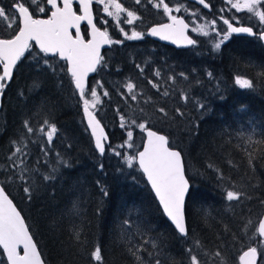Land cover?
Segmentation results:
<instances>
[{
  "label": "trees",
  "instance_id": "16d2710c",
  "mask_svg": "<svg viewBox=\"0 0 264 264\" xmlns=\"http://www.w3.org/2000/svg\"><path fill=\"white\" fill-rule=\"evenodd\" d=\"M207 1L213 2L212 0ZM184 2L193 4L196 9V18L208 24L211 29L214 30L217 25H223L218 12L224 8V4L214 2L213 10L208 12L196 3ZM226 28L227 26H225ZM257 32L259 31L257 30ZM216 37L221 38L213 32L209 39H216ZM233 38L235 40L248 38L245 39L247 41L233 46L251 44L264 56V43L260 36L234 35ZM151 40L150 38L146 39L147 42L143 43L141 47L143 51L136 56L135 60H130V55L127 54L113 53L116 56H122L116 61L125 60L118 63L119 67L109 63V69H111L109 73H107L108 69L102 72L101 67L99 73L90 79L86 98L90 99V88L103 83L100 88L104 98L103 106L118 109L114 116L109 115L108 117L95 111L99 119L106 125L111 137L105 156H101L94 146L93 138L83 117L81 97L73 86L67 69L63 67L64 62L55 64L59 79H43L41 65L46 63L41 61V54L33 49L25 58L26 62L22 63V73L19 76L20 89L9 96L6 95L4 110L0 113V181L8 193L14 200L21 194L28 195L31 191V182L39 177L41 182L36 183L32 190H47L52 194L53 199L63 193L70 194L75 202V213L83 214L88 223H92L89 219H95L97 215L102 216L99 228L100 243L95 244L96 239L93 238L95 230L91 229L85 234L82 233L83 235L77 241L75 239L77 236L72 229L74 222L68 220L63 223V218L52 216L53 209L62 206L59 202L53 207L49 200L39 201L35 205V218L25 211L24 215L28 218L27 223L47 264H163L159 256L160 253L163 254V257L167 254L172 257L171 261L164 260L165 264H240V256L244 250L249 247L258 248L261 246L259 244L263 240L259 237L257 229L264 214V132H262L260 140L256 138L249 143L242 140L246 144L236 141L224 132L221 133L222 130L228 129L236 122L237 116L234 117L233 109L223 106L222 112L229 110L230 118H227L222 112L220 118L215 117L217 112L210 114L205 100L192 105L190 95L193 92L175 94L174 88L180 90L178 84L183 80L192 83H194L193 80H197L198 87L195 90V96L197 91L202 89V83L209 90L220 94L223 87V84L220 83H233L229 71L203 68L199 72L185 68V64L176 66L175 61H172V66L165 65L167 71H164L161 68L163 63L157 51L154 50L155 54H151L150 51L153 50L152 48L163 49L162 52L168 56H170V52ZM138 42L142 43L141 40ZM132 46L139 48L140 44L132 43ZM199 47L202 49L201 51L192 53L193 49L189 48L180 51L179 56L183 60L191 61V59H197V55H217L211 51V45ZM228 50L223 55L227 54ZM173 54L177 56L178 51ZM112 63L115 62L112 61ZM126 64L132 65V68L127 72L122 69V67H126ZM141 66H145V69L143 70ZM156 67L157 74L166 75L168 72L167 87L173 93L172 95L169 92L165 93V88L161 87L158 80L163 81V77L155 74ZM116 69L119 71L116 72ZM204 71L210 79L205 76ZM237 71L240 74L237 76L250 80L252 87V91L242 89L239 93L260 96L257 94L262 89L256 73L247 76L243 69ZM174 73L177 76V82L172 79L174 81L172 84L171 77L175 75ZM33 84L36 85V88L32 90ZM129 85H133L134 89L129 90ZM156 86L160 88L158 89ZM58 89L64 90L66 96L63 99H58L66 106L61 112L40 111L33 106L34 99L41 93L45 92L47 95H51ZM13 99L16 100L15 105L12 103ZM45 99L50 102L54 101L53 104L57 101L46 95ZM24 100L26 108L27 106L30 108L28 113L22 111L21 105ZM142 100L146 102L142 103ZM249 111L250 108L244 106L241 108L240 114ZM134 113L146 115L143 123L147 127L167 134L170 145L180 149L185 155L192 184L187 201L189 227L187 238L180 237L166 218L138 164L135 163L134 166L126 169L125 161L122 158L107 159L111 148L122 143L126 136L115 119L132 122L131 115ZM192 113L196 115L195 119H192ZM210 117L220 119L219 127L213 126ZM184 123L187 127L196 129L193 134L191 154H188L186 147L175 133L174 124L183 125ZM134 126L140 127L138 124H134ZM52 127L56 132L55 137H52L51 134ZM199 142L201 144L197 146ZM203 152H207L209 155H205ZM246 155H250L251 158L247 159ZM208 156L214 157V163ZM193 160H196L197 169L200 171L198 177H195L191 170V161ZM68 176H70L72 184L78 185L79 188L67 189ZM224 182H230L232 185L223 190L225 205L223 215H218L219 211L213 215L211 212L207 214L208 210H206V215H203L193 210L194 203L204 204L215 201L213 193L210 194V201L199 197L202 186L209 185L210 189H214L213 185L223 186ZM87 190H92V193L103 198V200L98 199L95 202L94 209L90 212L85 207V196L81 195V192ZM113 190L134 191V195L145 194L147 196L148 208L144 202L139 203L143 211L145 227L143 235L139 231V241L135 238L122 242L116 225L122 220L126 227L129 222L123 219L125 217V213L122 211L124 205L113 202V197L109 194ZM210 191L212 190L204 189V195ZM204 195L203 197H206ZM248 200L252 201L253 207L250 208L245 204ZM71 202L72 200L69 205ZM61 210L63 209L58 211ZM214 217H218L220 220L213 222ZM95 221L96 219L94 223L97 225ZM52 223L57 224L60 232L52 230ZM112 228L116 231H113ZM144 230L153 234L155 242L150 241L152 236L142 242ZM109 233L112 234L115 243L111 242ZM86 237L90 240H87ZM130 241L137 245L135 254L131 251ZM86 246L88 250H86ZM232 249L234 252H231ZM207 250H212V252ZM260 256L259 264H264V251L260 253ZM181 257L185 259L181 261ZM0 264H8L1 247Z\"/></svg>",
  "mask_w": 264,
  "mask_h": 264
},
{
  "label": "rangeland",
  "instance_id": "374dc122",
  "mask_svg": "<svg viewBox=\"0 0 264 264\" xmlns=\"http://www.w3.org/2000/svg\"><path fill=\"white\" fill-rule=\"evenodd\" d=\"M225 1V6L222 10L218 12L219 14H229L232 12L235 13H241L244 9L249 8L254 12V14L257 16V19L260 20L259 14L260 12L264 13V0H261L263 4H260L261 6L258 7L257 4L260 2V0H232V3L237 6V9H233L230 5L226 3V1L230 0H222ZM135 7L133 9H127L126 11L122 10H115L112 15H109L108 18L111 20H114L120 24L121 29L129 28L133 29L136 27L138 23H140L139 20H141L142 28H143V36L140 37L137 41L141 40L142 43H146V31L149 28V25L164 22L166 20H171L174 17H180L183 16L187 18V21L191 25V33L193 34L194 38L198 40L199 44L201 46H208L211 45V51L214 53H218L215 50L219 48V44L214 40L215 39H209V36L213 34V29L210 28V26L204 22L199 21L196 18V9L193 6V4H190L188 2H182L181 0H134ZM140 5L143 7V10L147 12L148 20H144V16L138 15V10H136V7ZM214 7V4H213ZM131 14L132 16L128 15ZM224 15H222L223 17ZM233 22V21H232ZM234 24L235 23H230ZM227 35L225 36L226 40H230V29L229 27L226 28ZM232 31V30H231ZM233 32V31H232ZM234 33V32H233ZM120 34L123 35V32L121 31ZM138 38L136 36L134 39ZM134 39H131L133 41ZM216 39H219L216 37ZM215 49V50H214ZM156 51V49H155ZM151 54H155L154 50L150 51ZM235 54V55H234ZM239 55V56H237ZM241 56V57H240ZM231 57V60H230ZM175 61L177 64H187L189 63V67L192 69H196L199 72L201 69L205 67L211 66L213 69L217 65L218 60L217 59H206L202 61L203 63L194 62V61H187L183 60L181 56H175ZM200 59L199 57H197ZM254 59V60H252ZM201 60V59H200ZM225 61H230L229 63L226 62L223 64L222 67H229L225 69L224 71H229L230 79L234 83L226 84V85H232L234 84L235 88L241 90L243 87L251 88V83L247 82V79H243L242 76L238 77L237 75H240L237 71V69H243L245 72V75L249 76V74H255L258 78L259 84L261 85L260 88L262 89L257 95L260 96H252V95H242L240 94L239 90L236 92L225 90L217 94V92H213L208 89V87H205V84L202 83L201 87L202 89L197 91V94L195 96V90L197 89V80H193L194 83L190 81L183 80L178 84L177 88H174L175 94H182V92H186L187 94H190V103L192 105H196L198 102H202V100H205L207 102L208 109L211 112H217L215 113V117H220V113L222 112L223 106H226L227 109L231 108L233 109L234 117L237 116V120L234 124L230 125V127L226 130H222L221 133H226L229 137L235 139L238 142H241L243 144H246L242 140L251 142L252 140H255L258 138L261 139L262 132H264V56L257 50V48L251 44L247 45H236L231 47L227 51V54H225L224 57ZM110 64L107 62L106 58L104 59L102 63V72L111 71L109 69ZM164 71H167V69L161 67ZM125 72L130 70V67H122ZM116 72L119 71V69L115 70ZM155 71V69H154ZM173 71V70H172ZM160 73V72H159ZM158 76L163 77V81H160L161 87H164L166 92H169L170 95L173 93L169 90L167 87V78H168V72L166 75L157 74ZM175 74V73H174ZM173 74V75H174ZM259 74V77H258ZM112 76H115L117 74H110ZM174 79L177 82V76L176 74L171 77V81ZM101 80H104L101 78ZM174 81H172L173 84ZM225 84V83H220ZM103 86V83L96 84L92 88H90V99H86L91 108L95 111H99L104 115L105 117H108L109 115L114 116L117 108L106 106L104 107V98L101 93V87ZM158 89L159 86H156ZM36 85H32L31 89H35ZM189 88V89H186ZM129 90H133L134 86L129 85ZM49 91V90H48ZM88 92V89L86 90V94ZM45 95L49 96L53 100H57L54 104V101H47L45 99ZM229 95V96H228ZM88 96V95H86ZM176 96V95H175ZM228 96V97H227ZM65 91L58 89L55 93H52L51 95H47L45 92L41 93L39 97L34 99L33 106L37 107L40 111H50L51 113H54V111L61 112L64 108H66L65 105L61 103V101H58V99L65 98ZM199 97V98H198ZM262 99V100H261ZM145 100H142V103H145ZM242 102V103H241ZM22 111L24 113H28L29 107L26 108V102L25 100L22 102ZM244 106H247L250 108V111L247 113H241V108ZM191 108V107H189ZM193 110V108H191ZM216 109V110H215ZM227 118L231 117V112L227 110L226 112H222ZM146 115H143L141 113H134L131 115L132 122L129 120H116L115 122L118 124V126L125 132L126 136L122 143L117 144L115 147H112L109 154L107 155V159L111 158H122L124 162V167L126 169L130 168L131 166H134V164H137V154L141 150V147L143 146V143L145 141V133L144 129L147 127L146 124L143 123V119L146 118ZM196 115L192 113V119H195ZM211 121L213 123L214 127H219L220 125V119L210 117ZM134 124H138L140 127L137 128L134 126ZM175 125V133L181 140L182 144L186 147V151L188 154H191V144L194 141L193 134L196 132V129L193 127H187V125L184 123L183 125ZM260 132V133H259ZM46 133L49 134L48 131ZM52 137L56 136V132L54 129H51ZM201 142L197 144V146H200ZM188 147V148H187ZM245 151V149H244ZM205 155H209L207 152H203ZM212 156V155H211ZM247 159H250V155H246ZM208 158L213 162L214 157L208 156ZM214 163V162H213ZM191 170L195 177H198L200 175V171L197 169L196 160L191 161ZM68 183H66L67 189H77L79 188L78 185L72 184V180L70 176L67 177ZM41 182V178H37L35 181L31 182L30 188L31 191L28 195H19L15 197V201L18 204V206L21 208L23 214L26 211L31 217L35 218L36 211H35V205L41 201V200H49L51 203V206H55L57 202H59L62 206L60 208H54L52 216L57 218H63L65 223L68 220H72L74 222V225L72 227L73 232H75V239L78 241L80 237L87 233L89 230L93 229L95 230V234L93 236L95 240V244L100 243V224L102 222V216L97 215L96 223H94L95 219H89L92 223H88L85 221L83 214L81 213H75V202L70 197V194H61L58 198L53 199L52 194H50L47 190H37L33 189L32 187L38 183ZM232 185L230 182H224L223 186H219L218 184L213 185L214 189H210L209 185L202 186L201 194L199 197L204 198L203 200H211L210 194L213 193L214 200L213 202H205L204 204L194 203L193 210H196L199 212V214L206 215V210H208L209 214L210 212L214 215L215 212L219 211L218 215H223L225 205L223 203V190ZM204 189L210 191V193H207L204 195ZM92 190H87L86 192H81V195L85 196L84 203L85 207L90 212L92 209H94V204L98 199H102V196L97 195L96 193H92ZM110 195L113 197V202L121 203L123 204L122 211L125 213V219L129 222L128 226H124L122 220L118 222L116 225V230L120 233L122 237V242L128 240V239H137L139 241V231H141V234L143 235V229L144 223H143V211L140 206V202H144L146 204V207L148 208L149 202L147 196L144 195H134V191L130 192H123L119 190H113V192H109ZM45 195V198H44ZM206 196V197H203ZM233 197H235L234 194H232ZM199 198V199H200ZM72 200L71 204L69 205L70 201ZM202 200V199H201ZM208 204V207L206 205ZM245 204H247L250 208L253 207L252 201L248 200ZM106 206V205H105ZM140 206V209L138 207ZM246 207V205H244ZM65 208V209H64ZM25 209V210H24ZM59 209H63L61 211H58ZM26 214V213H25ZM245 214V213H244ZM242 214V215H244ZM26 217V215H25ZM27 221L28 218L26 217ZM220 219L218 217H214L212 219L213 222H218ZM141 228V229H140ZM52 230L54 232H60L59 228L57 227V224L52 223ZM113 231H116L114 228H112ZM111 231V230H110ZM111 231L112 233H114ZM83 233V234H82ZM111 242H113L112 234L109 233ZM152 236V237H150ZM150 237V241L153 240L155 242L154 236L151 232L148 230H144V238H142V242H145L147 238ZM92 238V239H93ZM87 240H90V238L86 237ZM250 241L252 239L250 238ZM140 242L141 244H143ZM115 243V242H113ZM121 243V242H116ZM132 244L131 251L133 254L137 252V245H135L133 242L130 241ZM252 243V242H251ZM147 245V244H146ZM258 247L260 253L264 251V241H262ZM98 247V246H97ZM86 250L87 246H86ZM42 251V250H41ZM209 252H212V250H207ZM231 252H234V249L231 250ZM43 253V252H42ZM140 253V252H138ZM137 253V254H138ZM160 258L162 259V263H164V260L171 261L172 257L167 254L163 257V254H159ZM182 258V257H181ZM185 258H182L181 261H183ZM176 263V262H173ZM179 263V262H177ZM167 264V263H166Z\"/></svg>",
  "mask_w": 264,
  "mask_h": 264
},
{
  "label": "water",
  "instance_id": "95a60500",
  "mask_svg": "<svg viewBox=\"0 0 264 264\" xmlns=\"http://www.w3.org/2000/svg\"><path fill=\"white\" fill-rule=\"evenodd\" d=\"M206 10L212 6L207 0H188ZM83 16L80 23L87 22L92 28V39L86 41L77 26L78 37L71 32L72 22L77 20L74 14L66 24V12H58L53 18L34 21L26 10L22 13V29L17 37L0 42V55L6 61L5 77L9 82L12 72L28 51L32 43L50 55L59 54L67 60L69 72L74 76L75 88L83 100V114L97 152L104 156L111 142L106 125L85 101V89L90 78L95 76L101 63L103 50L111 47L108 35L94 22L90 0H80ZM28 12V14L26 13ZM237 35L255 36V30L248 26L230 25ZM191 25L184 17L173 18L171 22L153 26L148 36L178 49L190 48L194 39L189 31ZM264 41V34H262ZM0 60V64H1ZM4 93L0 79V111L3 107ZM145 141L137 154V164L153 190L165 216L174 225L182 237L189 235L186 206L192 188L186 171L183 152L170 145L167 134L154 128L144 129ZM259 237L264 241V214L258 225ZM0 247L5 253L8 264H47L43 253L17 203L0 181ZM241 264H259L260 252L252 247L243 252Z\"/></svg>",
  "mask_w": 264,
  "mask_h": 264
},
{
  "label": "flooded vegetation",
  "instance_id": "af4514ba",
  "mask_svg": "<svg viewBox=\"0 0 264 264\" xmlns=\"http://www.w3.org/2000/svg\"><path fill=\"white\" fill-rule=\"evenodd\" d=\"M212 1H213L212 3L216 2L217 4L222 3L225 5V1H222V0H212ZM90 2L92 5L94 22L99 27V29L103 30L108 35V37H110L111 42H112L111 47L105 48L103 50V55H102L100 66L98 68V72L100 71V68L102 67V63H103L105 58H106L108 63H110L111 65L114 64L116 67H119L118 63H121V61L125 60V59H121L119 61H116L117 58H120L122 56H120V55L116 56L113 53H118V54H122V55L127 54V55H130V60H135L136 56L143 51L141 49L143 43H141V42H135V43L140 44L139 48H135L132 46L133 41H137L138 39H140L141 36H143V28H142V24H141L142 21L139 20L140 23L135 25L136 27H134L133 29H129L128 27L125 29H121V28H119L120 24L118 22L108 18V16L112 15L115 10H119L122 12V10L126 11L127 9H133L135 7L134 0H90ZM226 3L228 5H230L233 9H237V6L232 3V0L226 1ZM260 4H263L261 0L257 4V6L260 7L261 6ZM26 10L30 13V15L32 16L34 21H38V20H42V19L49 20V19L53 18V15L55 13L65 11L66 12V19H65L66 24L69 22V19L74 14L78 18H77V20L72 22V25H71L72 35L75 38L78 37L77 31L75 28L77 26L78 28H80L82 36L86 41H90L93 37L92 36V28H91L90 24L87 22H83L82 24L80 23L79 17L83 16V5L80 2V0H0V42L1 41H10L18 35L19 31L22 28V13H25ZM136 10H138V15L142 14L144 16V20H146V21L148 20L147 12L143 10V7L138 5L136 7ZM28 12H26V13L28 14ZM128 15L132 16L131 14H128ZM222 15H224V16L222 17ZM259 15H260L259 16L260 20L257 19V16L249 8L244 9L241 13L232 12L229 14H220L219 17L221 18V21L224 23V26L220 27L219 25H217L215 27L216 34L221 37L219 39L214 40V42L216 41L219 44V48L217 50L214 49L216 52H218L217 55L216 56H214L212 54L211 55L202 54L201 56L197 55V57H199L201 60L198 58L197 59H191L190 56H188V55H186V57H189L192 61L199 62V63H203L202 61H204L206 59H209V58L213 59L214 58V59L218 60L217 65L214 67V69L225 70V69L229 68V67H222L224 63L230 62V61L224 60L225 55H223V54L225 53V51L227 49H231V46L238 44V43H243V42L247 41L245 39H248V38H242V40H235L233 38L234 33L230 30L231 38H230V40H226L225 36L227 35V31L225 29V26L229 27V24L233 23V22L240 24V25L249 26V27L254 28V30L256 32L255 37L256 36L261 37V35L264 33V13L260 12ZM172 20H173V18L171 19V21ZM168 21H170V20H166L164 22H159V23L149 25V28L146 31V36L148 34V31L153 26L158 25V24H163V23L168 22ZM229 29H230V27H229ZM256 29L259 32H257ZM121 31L123 32V35L120 34ZM191 35L193 36L192 33H191ZM136 36H138V38L134 39ZM147 38H148V36H147ZM131 39H134V40L131 41ZM151 41L156 42L159 45H162L165 49L169 50V52H170V56H168L162 52L163 49H156L157 53L159 54V56L162 60V63H163L162 67L165 69H167L165 67V65L172 66V61H175V58H174L175 56L173 53L178 51L177 56H179L180 51L185 50V49H178L176 47L166 45L163 43L160 44V42L155 40V39H152ZM113 45H116L115 48H112ZM31 49H36L41 54V58H42L41 61L46 63L43 66L41 65V67H42L41 77L43 79H47V78L59 79L60 77L58 76V74L55 70V64L58 62H64L63 67L65 69H67L69 76L72 78L73 86H75V79H74V76L71 75L69 72V65H68V62L66 59L61 58L59 54L53 55V56L48 55L47 53H45V52L41 51L40 49H38L37 47H35L34 43L31 44L27 53ZM152 49L155 50L154 48H152ZM192 49H193L192 53H195L196 51L202 50L198 46L197 43H195V46L192 47ZM110 51H113V53L110 54L109 53ZM0 60L2 62L0 64V79H2V92L4 93V99L6 100V95L9 96L10 94H12L17 89H20L19 76L22 73V63L26 62V61H25V59L18 61V63L16 64V66L12 72V77H11L10 81L8 82L7 78L5 77V69L3 66L6 61L2 58L1 55H0ZM112 61H114L115 63H112ZM175 65L178 66L176 61H175ZM125 66L132 68L131 64L130 65L126 64ZM145 66H147V65H145ZM145 66H141V67H143L142 68L143 70L145 69ZM185 68H189V69L194 70V71L196 70V69L190 68L189 63L185 64ZM205 68H210L213 70V68L211 66L205 67ZM157 71H158V69L156 67L155 72H157ZM205 76L207 78H209V76L206 72H205ZM233 83H234V80H233ZM225 88H227V90H230L233 92L235 90L236 91L239 90V89L235 88L234 84H232V85L223 84V87L221 89V93L225 90ZM242 89H247L249 91H252V87L251 88L243 87ZM43 90H45V89H43ZM241 90H239V91H241ZM255 90H257V88H255ZM45 91H47V90H45ZM4 99H3V106H4ZM12 103L15 105L16 100L13 99ZM2 108H4V107H2ZM51 129H54V128L52 127ZM186 171L188 173L187 168H186ZM188 177H189V174H188ZM186 214H187V206H186ZM187 222H188V220H187ZM188 229H189V227H188ZM180 237H182V236H180ZM187 237L188 236L182 237V238H187ZM240 258H241V256H240Z\"/></svg>",
  "mask_w": 264,
  "mask_h": 264
},
{
  "label": "bare ground",
  "instance_id": "6f19581e",
  "mask_svg": "<svg viewBox=\"0 0 264 264\" xmlns=\"http://www.w3.org/2000/svg\"><path fill=\"white\" fill-rule=\"evenodd\" d=\"M202 8V7H201ZM91 38V37H90ZM89 40V39H88ZM161 44V43H160ZM235 55V54H234ZM105 57V56H104ZM262 100V99H261ZM216 110V109H215ZM213 114H214V112H213ZM212 114V115H213ZM220 118V117H219ZM144 133V132H143ZM169 137V136H168ZM145 139V138H144ZM188 174V173H187ZM181 236V235H180ZM2 249V248H1ZM175 256V255H174ZM6 257V256H5ZM261 257V256H260ZM177 262V261H176ZM179 262V261H178Z\"/></svg>",
  "mask_w": 264,
  "mask_h": 264
}]
</instances>
